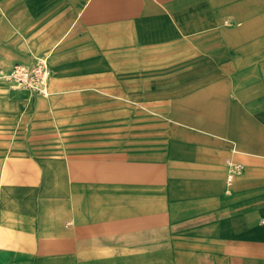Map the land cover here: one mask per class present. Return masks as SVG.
Returning a JSON list of instances; mask_svg holds the SVG:
<instances>
[{"label":"crops","instance_id":"0c3cea01","mask_svg":"<svg viewBox=\"0 0 264 264\" xmlns=\"http://www.w3.org/2000/svg\"><path fill=\"white\" fill-rule=\"evenodd\" d=\"M0 264H264V0H0Z\"/></svg>","mask_w":264,"mask_h":264},{"label":"built area","instance_id":"2783aa9c","mask_svg":"<svg viewBox=\"0 0 264 264\" xmlns=\"http://www.w3.org/2000/svg\"><path fill=\"white\" fill-rule=\"evenodd\" d=\"M5 76L18 86H23L38 93H45L47 67L42 59H39L32 66L16 63Z\"/></svg>","mask_w":264,"mask_h":264},{"label":"rangeland","instance_id":"374dc122","mask_svg":"<svg viewBox=\"0 0 264 264\" xmlns=\"http://www.w3.org/2000/svg\"><path fill=\"white\" fill-rule=\"evenodd\" d=\"M37 62V61H36ZM35 62V63H36ZM34 63V64H35ZM33 64V65H34ZM23 65H25V64H23ZM26 66H32V65H26ZM7 73V72H6ZM6 73H4V74H2V78L7 82L6 84H7V86H9L10 88H12V89H14V90H30V91H32V92H34V93H31L30 91L28 92V93H30V94H33V95H44L43 93H38V92H35V91H33V90H31V89H28V88H25V87H23V86H18L17 84H15L13 81H11L9 78H7L5 75H6Z\"/></svg>","mask_w":264,"mask_h":264}]
</instances>
